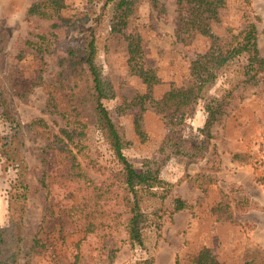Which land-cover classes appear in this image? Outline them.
<instances>
[{"label":"rangeland","instance_id":"rangeland-1","mask_svg":"<svg viewBox=\"0 0 264 264\" xmlns=\"http://www.w3.org/2000/svg\"><path fill=\"white\" fill-rule=\"evenodd\" d=\"M37 1L0 0V34L7 31L9 38L3 78L14 103L13 114L23 125L43 118L52 131L59 133L64 126L62 119L45 111L47 96L41 87H31V84L40 72L46 81L54 82L60 69L59 60L64 55L62 44H55L48 54L29 51L22 59L18 58L19 51L26 49L27 39L54 31L53 21L27 17L28 9ZM160 1L165 5V13H158L143 1L138 19L129 28L141 34L146 66L154 69L160 80L152 88L129 73L127 44L122 36L110 33L109 17L97 28L96 62L103 75L114 82L117 93L114 99L104 103L130 142L124 153L137 170L143 168L145 160L158 159L167 127L166 119L149 102L144 113L131 102L137 94L149 99L160 98L171 84L185 87L191 61L211 43L192 29L193 23L199 20L196 0H184L181 8L178 0ZM66 2L68 8L62 14L71 20L80 18L86 11L98 10L86 0ZM244 14L254 21L256 16L260 18L257 22L259 46L264 57V0H228L223 22L213 25V31L221 38L228 36L229 28L239 32L245 27ZM181 19L186 27L178 39ZM64 30L60 29L59 33L63 35ZM75 38V32L68 34V41L73 42ZM245 64L244 56L235 60L226 72L228 78H221L207 96L209 100L238 85L223 115L214 124L213 138L206 142L200 157L190 162L187 157L174 156L162 169L161 178L172 185L166 206L171 207L172 200L181 197L191 208L172 218L164 215L159 235L148 232L144 248H132L123 228L115 227L110 221V226L96 232L83 231L82 222L71 216L72 207L84 203L90 189L67 178V165L49 162L44 166L41 149L46 141L37 137L34 130L25 131L30 184L27 204L16 198L19 191L15 185L16 169L0 156V227H7L11 217L20 218L25 211L21 264H137L148 257H153L154 264H199L200 260L207 263L209 256L221 264H264V211L237 213L235 202L241 195L230 193L229 187V181L236 174L220 170L222 155L233 154L230 148L237 146L240 153L236 157L247 164L264 144V74L256 84H238L243 79L239 73ZM206 101L188 114L183 137L191 144H200L203 140L198 129L204 124ZM141 115L144 138L136 132V121ZM8 133V124L0 120V147ZM249 145L254 148L248 151ZM84 153L88 160H81L83 169L96 184L104 185L109 181L108 174L120 168L109 145L93 127L85 139ZM43 178L47 189L42 185ZM244 182L250 196L264 206V183L255 179L248 182L245 177ZM156 207L150 205L148 210ZM103 209L107 213L122 212L123 206L111 200L103 204ZM111 250L113 258L109 256Z\"/></svg>","mask_w":264,"mask_h":264},{"label":"trees","instance_id":"trees-1","mask_svg":"<svg viewBox=\"0 0 264 264\" xmlns=\"http://www.w3.org/2000/svg\"><path fill=\"white\" fill-rule=\"evenodd\" d=\"M143 1H147L158 13L166 12L160 0H86L88 5L96 6L98 10L86 11L76 20L62 14L68 8L66 0H38L28 9V18L53 21L51 28L54 31L34 34V39H27L24 43L26 49L19 51L18 58L22 59L29 51L41 55L51 53L55 44H62L63 47L64 55L59 60L60 69L54 82L46 81L40 72L37 80L31 84V87H41L47 96L45 111L62 119L64 126L59 133L52 131L43 118L23 125L13 114L14 103L3 78L9 38L7 31L0 34V120L9 127V133L0 147V156L17 171L15 185L19 191L16 198L27 204L30 196L24 134L27 130H34L37 137L46 141L41 149L42 164L45 166L55 162L67 165V178L90 189V196L84 203L72 207L71 216L82 222L81 229L93 233L110 226L109 221L113 222L115 227L123 228L132 248H144L148 232L155 231L159 235L164 215L169 214L172 218L191 208L181 197L174 198L171 207L166 206L172 185L161 178V171L174 156L187 157L190 162L200 157L206 142L213 138L214 124L223 115L238 85L207 100L210 90L226 76L230 65L242 56L246 64L239 73L243 79L238 84H256L264 74V57L259 46L257 26L260 18L256 16L254 21L244 14L245 27L237 33L229 28L228 36L221 38L213 31V25L222 24L223 14L228 10V0H196L199 20L193 23L192 29L211 43L204 52H197L191 61L185 87L171 84L160 98L149 99L146 95L137 94L131 102V105H138L142 113L147 110L146 104L149 102L166 119L167 127V136L159 149L158 159L145 160L143 168L137 170L124 153L130 142L104 103L114 99L117 93L114 82L103 75L96 62L97 28L104 18L109 17L110 33L122 36L127 44L129 73L139 77L149 88L154 87L160 80L156 71L146 66L143 38L136 29H129L132 22L138 19ZM183 1L178 0L179 8ZM180 22L178 39H181L180 33L186 27L182 19ZM60 29H65L63 35L59 33ZM70 32L76 33L73 42L67 39ZM202 101H206V119L198 132L203 140L200 144H191L184 140L183 130L188 114ZM141 121L142 115L136 121V132L144 138ZM92 127L101 133L120 166L117 171L108 174L109 181L104 185L91 180L81 162L82 159L88 160L84 153L85 139ZM42 185L48 188L45 178ZM234 192L241 195L235 202L239 212L264 210L259 203L250 200L241 187L232 186L230 193ZM111 200L122 205L123 211L107 213L103 204ZM150 205L157 207L150 211ZM25 226L24 211L20 218L11 217L7 227H0V264H21ZM109 256L113 258V250ZM137 264H154V259L148 257ZM199 264L221 263L209 256L207 263L200 260Z\"/></svg>","mask_w":264,"mask_h":264},{"label":"crops","instance_id":"crops-1","mask_svg":"<svg viewBox=\"0 0 264 264\" xmlns=\"http://www.w3.org/2000/svg\"><path fill=\"white\" fill-rule=\"evenodd\" d=\"M253 148H254L253 145H249L248 151L250 149L252 150ZM230 150L233 152V154L231 152L230 153L226 152L224 155H222L223 157L222 165L220 168V170L222 169V172L229 173V174H236L234 175V180L229 181L231 183L229 187L230 188L232 186L241 187L245 191V193L248 195L250 200L257 202L260 204V206L264 207L258 200H255L252 196H250V193L246 188V183L244 182V177L247 179L248 182L249 180L255 179L256 181L263 182V183H264V178L262 177L261 173L258 172V170H256L253 164V161H250L247 164H242L241 160L238 157H236V155L240 153V150L238 149L237 146H235V148H230ZM254 154H256V152H254ZM243 175H246V176H243ZM235 211L239 214H245V213H240L238 210H235ZM253 211H264V210H253Z\"/></svg>","mask_w":264,"mask_h":264},{"label":"built area","instance_id":"built-area-1","mask_svg":"<svg viewBox=\"0 0 264 264\" xmlns=\"http://www.w3.org/2000/svg\"><path fill=\"white\" fill-rule=\"evenodd\" d=\"M253 164L258 170V172L261 173L262 177L264 178V144L259 148V151L256 153Z\"/></svg>","mask_w":264,"mask_h":264}]
</instances>
